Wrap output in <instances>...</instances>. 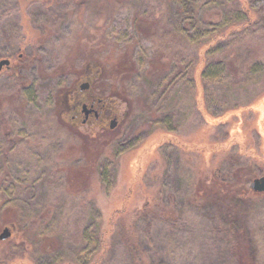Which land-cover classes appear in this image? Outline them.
I'll return each instance as SVG.
<instances>
[{
    "label": "rangeland",
    "instance_id": "obj_1",
    "mask_svg": "<svg viewBox=\"0 0 264 264\" xmlns=\"http://www.w3.org/2000/svg\"><path fill=\"white\" fill-rule=\"evenodd\" d=\"M194 1L202 5L183 22L175 0H0V21L23 34L14 40L12 32L13 41L30 54L45 34L36 53L63 71L41 88L32 69L25 83H0L10 128V139L0 130V232L11 231L0 240V264H126L122 240L135 234L144 250L137 264H264L262 193L237 217V236L199 202L205 188L222 192L264 176L263 93L244 103L243 90L227 92L231 66L220 75L221 86L232 80L225 88L200 75L206 62L223 64L239 50L264 66V0H246L252 25L207 50L216 29L232 26L234 9L225 0ZM86 81L91 97L79 90ZM62 88L72 105L57 98ZM86 97L102 101L101 113L82 123ZM250 102L258 106L217 125L201 111L218 116ZM72 116V126L62 124ZM114 116L119 142L84 181L73 179L85 139L104 136ZM79 182L84 192L65 191ZM145 215L162 222L148 225Z\"/></svg>",
    "mask_w": 264,
    "mask_h": 264
},
{
    "label": "trees",
    "instance_id": "obj_2",
    "mask_svg": "<svg viewBox=\"0 0 264 264\" xmlns=\"http://www.w3.org/2000/svg\"><path fill=\"white\" fill-rule=\"evenodd\" d=\"M176 4L179 7V11L181 14V19L183 22H185V20H188V15L190 14V12H193V10L191 9H198L200 6L198 4H196V2L194 0H175ZM203 2V0H202ZM226 4H232L231 6L234 9V19L231 22V27L226 26L223 29H216V31H214V35L211 36V39L209 42L204 43L203 47L205 50H207L208 48H210L213 43H216L217 41H222L224 40L226 37H228L231 34H235V32H241L246 30L250 25H252L253 20H254V16L252 14V11L249 9V7L247 6V2L246 0H225ZM206 4V2L204 3ZM223 5V2H222ZM2 12V11H1ZM187 17H185V16ZM8 18V15H6V19ZM162 19L161 18H157L152 20L154 22V24L160 22ZM203 23H208L207 25L212 26L213 23L211 22H206L204 21V19L201 21ZM230 25V24H229ZM264 30L259 31L260 33H262ZM44 34V33H43ZM52 36V35H51ZM49 37H46L45 34L42 36V41L38 42L37 45H34L32 48V51L30 54L27 53V60H28V65H29V70L32 69L33 73H34V83L38 84V88H41L42 84L45 83L46 80H54V79H60L62 78L63 75V71H61L60 69V64H55L54 66H50L47 65L46 63L43 64V60L42 57H38L36 50L38 49H42V45L45 42L46 39H48ZM45 44V43H44ZM31 46V44L29 45ZM38 46V47H37ZM209 51V50H208ZM247 51H237L236 54L233 55H238L236 58H230L229 57V61H225L222 64V60L217 58L212 60L211 62H206L204 65V69L203 72H200L204 75V77H209V79L213 78V77H219V86L222 85V80H223V76L221 78V74H223V71L226 72L229 67L231 66L232 69V73L231 76H228L230 78L233 79L230 81H226L225 84L223 86H221V88H225L231 81L232 83V88L230 89H226V91H244L245 92V96H240L241 99H243L244 103L249 102L253 99V97H255V94H258L261 96V94L263 93V96H259L257 99L258 101L261 100L260 102H264V75L263 74H257L253 75L252 73L257 72V70H264V66L261 64V61L259 60H255L252 59L251 57H249L247 55ZM228 56L232 55V53L227 54ZM226 56V57H228ZM222 64V65H221ZM47 65V67H46ZM221 67V68H219ZM216 69H221V73L216 71ZM48 70V71H47ZM230 70V69H229ZM227 76V75H225ZM58 77V78H57ZM89 83V82H88ZM257 86H259L257 89ZM90 87V85H89ZM63 90H61L57 96V98L59 99L60 96L65 95L64 97L62 96L60 98V102H64L68 103V106L70 105V97H67L71 94V92H66V90L64 88H62ZM54 91V90H53ZM53 91L50 93V96L48 99L53 98L52 93ZM89 91V88L86 90ZM202 91V89H201ZM73 92V91H72ZM69 93V94H68ZM67 94V95H66ZM121 94L118 92L117 96H120ZM239 96V94H238ZM222 97V96H220ZM100 100V99H99ZM202 100V104H203V97L201 98ZM256 100V99H255ZM200 100H198L199 102ZM97 103V101L95 102V104ZM251 103V102H250ZM102 105V101L100 100V104ZM256 106V102L255 103H251V104H247L244 106H237L234 109H228L225 112H223L222 114L218 115V116H212L209 115L208 112H206L205 109H202L201 111H203V115L206 117V120H209V124H221V123H225L227 119L226 116L227 115H232L234 114L235 116L241 115V113L254 109ZM60 112V111H59ZM61 113V112H60ZM59 113V115H61ZM58 116V115H57ZM117 118V117H116ZM60 120H63L62 118L59 117ZM76 118L71 117L69 123H64L62 122L63 125L65 126H69V124L72 126V123H74L73 120H75ZM230 119V118H229ZM237 125L239 127V120L236 121ZM235 122V123H236ZM0 123L1 127L5 130H3V133L5 134V136H7V139H10L8 136H10V132H9V128L6 126V121L0 116ZM238 127L233 130L235 132V135H239V129ZM117 127L110 129L108 126V129H104V136L103 134H101V137L99 138L98 135H96V137H89L86 138L84 141V144H82L81 147V154L83 155V162L79 163L80 165L77 167L78 170H75L71 172V174L74 173L73 175V179H78V178H82L84 181V178L88 177L90 175V173H93V169L98 165V161L100 160L101 155L107 156L108 155V151H107V146L109 145V149L112 145V141L115 143H118L119 140H117L116 137V129ZM232 131V133H233ZM234 133L232 135L235 136ZM118 136V135H117ZM170 139L172 141H170ZM235 141L239 142V140L237 139V137L235 136ZM13 140V139H12ZM167 142H171L174 144H178L180 141L178 140V138L176 137H169L167 138ZM241 144V143H240ZM242 145V144H241ZM180 146H186L185 143H181ZM243 146V145H242ZM213 148V147H212ZM216 149V148H215ZM112 150V147L111 149ZM253 156L255 154V152L252 153ZM76 168V169H77ZM239 171H241V169H237L235 172L233 173H229L227 177L225 178V181L229 180L230 178L234 177L237 178L239 175H241L239 173ZM223 180V179H221ZM250 182V181H249ZM85 186L84 183L82 185L81 182L79 183H75L73 184L72 188H66L65 191L68 194H73V195H78L80 194V192H84L85 191ZM84 189V190H83ZM257 192H254L251 190V188L249 187V184L245 187L239 186L236 189H233V186L222 191V192H218L217 189L215 190H207L205 188L204 193L202 194V198L199 199L200 203H203V209L206 210V214L207 215H215L216 217H219V220H224L223 224L226 225L230 230H232L235 233V236L237 235H242V231L244 230L243 226H240V223H238L237 221V217L239 216V214L245 213L246 211H248V208L252 206L253 200L252 198H254L256 196ZM212 212L214 214H212ZM147 214V213H145ZM147 215H145L143 217V220L146 221ZM150 221L148 223V225H156L159 222H162L160 220V217H152L151 219L147 220ZM150 226H148L149 228ZM8 228V227H7ZM9 229V228H8ZM10 230V229H9ZM98 233V238L100 239V245H103V234L100 233L98 230H96ZM121 232V231H119ZM116 233H118L116 231ZM241 236H238V238H240ZM89 239V238H88ZM90 240V239H89ZM123 245L125 247V251L129 253L130 255V263H126V264H137L136 261H138V256L140 255L141 252H144L140 242H139V238L136 236L135 237H131L128 240H122ZM139 262V261H138ZM145 264H152L149 260H147V262Z\"/></svg>",
    "mask_w": 264,
    "mask_h": 264
},
{
    "label": "flooded vegetation",
    "instance_id": "obj_3",
    "mask_svg": "<svg viewBox=\"0 0 264 264\" xmlns=\"http://www.w3.org/2000/svg\"><path fill=\"white\" fill-rule=\"evenodd\" d=\"M4 10L6 11V6H3ZM0 18L2 17V14L0 13ZM3 21H0V44H4L5 46L0 47V61H6V64L0 69V83L3 84V87H8V85H11L13 83H25L28 80V71H29V65L27 60V53L25 46L23 44H20V41L15 42L12 39V32L15 33L14 40H17L20 38L18 35L21 36L22 33H19V30L16 26H11L10 22H8L7 25H4L2 23ZM21 26V24H20ZM18 32V35H17ZM23 35V34H22ZM14 44L16 46H14ZM15 47V48H14ZM89 81V80H88ZM26 86V85H25ZM81 91L80 93L87 95L88 97H91L87 94V91L84 89L79 88ZM5 96H7V93H5ZM7 100L5 97H3V90L0 91V116L5 120V115L3 114V101ZM88 98L86 97L85 100H83L80 104V113L83 117L82 123H85L89 120L90 117H93L97 119L99 117V114L101 113L100 107L98 103L95 104V101L87 102ZM74 99H71V105L73 104ZM85 105L86 110H90V113L87 115L83 112V106ZM100 106V107H99ZM73 117V116H72ZM74 118V117H73ZM6 121V120H5ZM0 123V130H5L1 127ZM6 126L9 128L8 123L6 122ZM10 131V128H9Z\"/></svg>",
    "mask_w": 264,
    "mask_h": 264
},
{
    "label": "water",
    "instance_id": "obj_4",
    "mask_svg": "<svg viewBox=\"0 0 264 264\" xmlns=\"http://www.w3.org/2000/svg\"><path fill=\"white\" fill-rule=\"evenodd\" d=\"M6 64V61H0V69ZM88 84L84 83L81 85L82 89H87ZM83 112L85 115L90 113V110H86L85 105L83 106ZM116 125V119L113 118L110 123H109V128L113 129ZM249 187L251 188L252 191L262 193L264 195V176H260L257 178H254L250 183ZM11 233L10 230L7 227H4L1 232H0V240L7 239L10 237Z\"/></svg>",
    "mask_w": 264,
    "mask_h": 264
}]
</instances>
